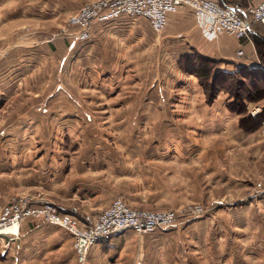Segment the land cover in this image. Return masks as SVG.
<instances>
[{"label": "crops", "instance_id": "obj_1", "mask_svg": "<svg viewBox=\"0 0 264 264\" xmlns=\"http://www.w3.org/2000/svg\"><path fill=\"white\" fill-rule=\"evenodd\" d=\"M89 1L0 0V211L28 193L91 221L116 199L138 202L139 173L171 164L212 171L195 199L206 212L102 241L84 263L65 229L27 220L18 239L0 241V264H264V190L256 189L263 115L245 130L241 120L255 102L242 114L229 108L226 91L209 103L199 79L179 67L197 53L216 72L261 73L263 27L242 40L209 39L182 7L154 40L147 20L129 17L95 24L88 42L59 35ZM212 1L243 9L263 0Z\"/></svg>", "mask_w": 264, "mask_h": 264}, {"label": "built area", "instance_id": "obj_2", "mask_svg": "<svg viewBox=\"0 0 264 264\" xmlns=\"http://www.w3.org/2000/svg\"><path fill=\"white\" fill-rule=\"evenodd\" d=\"M189 7L195 12L205 37L214 39L230 35L242 40L250 37L252 28L260 25L264 29V0L239 10L233 6H222L212 0H97L84 4L68 20L73 28L75 40L88 42L92 27L106 24L122 17L143 18L150 23L153 32L166 30L170 15L180 8ZM243 51L238 55L243 56ZM264 70V66H259ZM206 209L199 205L180 210L151 211L134 209L119 198L91 221L61 212L56 205L44 197L32 195L12 196L0 211V241L19 238L21 226L27 220H41L65 229L72 237L73 249L79 263H84L88 249L102 241L133 231L148 235L160 228L174 226L180 218H195Z\"/></svg>", "mask_w": 264, "mask_h": 264}, {"label": "rangeland", "instance_id": "obj_3", "mask_svg": "<svg viewBox=\"0 0 264 264\" xmlns=\"http://www.w3.org/2000/svg\"><path fill=\"white\" fill-rule=\"evenodd\" d=\"M83 5H81V7ZM79 9L76 11L74 10L75 12L72 15H75ZM70 18H68L64 26L60 28L59 35L63 34L64 37H68L72 41L79 42L74 38L75 32L73 28H69L67 26ZM163 33L164 31L161 34ZM161 34L152 31V39H156ZM157 43H159V41ZM157 46H159V44L156 45V48ZM153 48L155 49V46ZM162 54L163 53H161V55ZM159 59L160 58L156 56L151 58V60L155 63H157V60ZM161 60H163V58H161ZM260 71L263 72L262 75L251 76L249 80H246L247 83L251 85L250 87L253 88L250 99H255L253 100L255 103H253L250 107V117L245 119V128L242 127L247 131L255 130L258 124L261 123L260 118H257L260 114L263 115L264 121V70L260 69ZM246 112L249 111L246 109ZM251 114L255 115L254 120L251 118ZM210 173H212V171L203 170L201 168L194 169L193 167L192 169H189L185 167L172 166L171 164L153 166L150 172H140L139 176L136 177V181L141 184L135 187L136 197L139 201L126 203L130 207L132 206V208L137 207L134 209L143 208V210L151 211H177L194 205H199L205 208L204 204L195 202V199L201 195L202 191H206L210 187V183L207 181ZM257 179L256 189L259 191L264 190V174L257 177ZM23 194L31 195L28 193H22L14 196ZM40 197L44 196L40 195Z\"/></svg>", "mask_w": 264, "mask_h": 264}, {"label": "trees", "instance_id": "obj_4", "mask_svg": "<svg viewBox=\"0 0 264 264\" xmlns=\"http://www.w3.org/2000/svg\"><path fill=\"white\" fill-rule=\"evenodd\" d=\"M232 6H237L239 10L245 9H242L241 5L234 2ZM216 64L215 61L195 53L183 57L179 62V67L184 73L194 75L199 79L209 103L215 100L220 92L226 91L233 99L229 104V108L239 114L244 113L245 102H253L255 100L250 99L253 88L250 87L251 85L246 80H249L251 76H259L263 73L261 72L260 74L258 71L247 68H240L233 73L225 71L216 72ZM244 123L245 119H242L241 125L245 128Z\"/></svg>", "mask_w": 264, "mask_h": 264}]
</instances>
